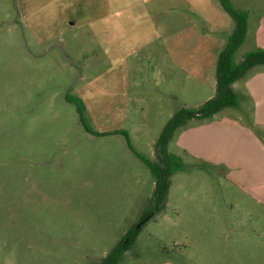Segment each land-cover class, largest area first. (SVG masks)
Wrapping results in <instances>:
<instances>
[{
	"label": "rangeland",
	"instance_id": "obj_1",
	"mask_svg": "<svg viewBox=\"0 0 264 264\" xmlns=\"http://www.w3.org/2000/svg\"><path fill=\"white\" fill-rule=\"evenodd\" d=\"M146 1L149 13L135 0H0V264H98L140 219L155 178L123 134L100 132L126 130L134 149L155 159L169 113L180 107L165 95L176 89L178 76L165 73L183 55L184 31H193L191 22L198 33L216 30V22L235 24L223 9L230 19L197 15L186 22L181 8L187 15L194 8L186 0ZM233 2L251 3V33L235 54L238 63L256 47L264 6ZM121 6L134 13L138 7L142 17L114 22L102 15ZM66 95L82 100L83 122ZM202 102L195 98L188 106ZM259 120L260 141L248 148L254 156L259 145L260 163L251 155L239 164L247 158L240 141L233 179L226 166L174 152L188 167L172 176L167 208L144 225L119 264H230L228 253L232 264L247 263L235 259L245 254L264 260ZM252 183L262 201L245 193Z\"/></svg>",
	"mask_w": 264,
	"mask_h": 264
},
{
	"label": "crops",
	"instance_id": "obj_2",
	"mask_svg": "<svg viewBox=\"0 0 264 264\" xmlns=\"http://www.w3.org/2000/svg\"><path fill=\"white\" fill-rule=\"evenodd\" d=\"M233 1L235 0H232V2ZM261 1H263L264 6V0ZM146 2V0H135V3L138 5V7L141 6V4L144 5V12L149 13L150 11L145 5ZM186 2V4L194 6V8L192 9L193 11H191V15H187L186 6L185 9L181 8L179 14L183 18V21L191 22V18L196 19L197 15L210 21L230 19L228 16H226V14L223 13L222 9L224 11L226 10L223 8L220 0L219 3L217 0H186ZM116 4L119 5L118 2H116ZM186 4L183 3L179 5L184 6ZM238 4L239 2L234 3L236 7L247 10L248 12L250 11L249 5L251 3L248 6L245 5V3L242 5ZM138 7L135 9V13L134 11L131 12L132 10L125 11L127 9H123L121 6L113 14L102 12V15H105L104 18L110 17L114 19V22L130 19L137 20L138 18L142 17L140 16L141 11L138 10ZM262 10L263 11L259 14L258 25L256 28L255 49L264 48V9ZM230 21V25L227 27L224 26L223 23L220 24L219 22H216L213 26L216 30H212V32L205 31V33L202 30L200 33H198L191 22L193 31L182 30L180 32L181 34L184 31V36L182 41H180L178 53L183 52L181 53L183 55H178L176 62L177 66H170L167 64L168 62H165L166 65H169L167 68L172 70V72L170 71L169 74L165 73L166 77L168 75H173V77L176 75L179 79L177 78L176 81V89L165 91L166 98L173 97L180 103V107H182L188 106L192 99L198 98L203 101L202 103H204L215 95L217 87L216 69L218 56L221 50L225 47L228 36L234 29L235 25L231 19ZM102 33L106 38L105 32L103 30ZM250 33L251 27L248 26L246 40L248 39V35ZM198 37L200 38L199 43L196 42ZM187 44H189L188 48ZM166 51H168V49ZM164 65L165 64H163V66ZM163 66H161V68H165V66ZM152 68L159 70L160 67L152 66ZM160 83L161 82H158L157 84L158 91H160L162 86ZM187 83L191 86V90L188 92H186ZM233 89L236 93L239 89V91H241V95L248 99L251 104L250 109L244 110L240 106L235 108V112L229 114L226 112V107L217 112L211 119L191 120L187 125L179 127L175 131L168 145L169 152L174 155H176L174 152L177 151L178 154H181L185 158L189 157L192 160L199 159L205 164L213 166H226L228 171L225 176L227 179H233L232 174L234 172V168L231 167V165H235L232 164L235 162L234 160L237 157V152L235 150L241 148L239 147V142L243 141L245 145H247V158L238 161L240 162L239 164H245L247 162L246 160L250 159L252 155H249V142L258 144L260 141L256 133L262 130V127L260 128V126L263 120L259 119L264 118V65L255 66L243 78L235 81L233 83ZM186 97H188V99H186ZM180 107L170 111V117ZM244 117H252V120H250L251 118L246 120ZM256 146L257 152L256 154L254 153V156H252L254 161L259 164L260 160L258 159L261 157L262 153L259 152V145ZM251 188L244 187L245 193L262 201L259 195L262 191L257 189L258 185L252 183ZM227 255V260H229L230 264H232L234 260L233 254L228 253ZM236 258L239 261L247 262L245 264H249L248 262L251 260H253L256 264H264L263 259H260L259 257L257 259L250 258V256L246 254L237 256L235 259Z\"/></svg>",
	"mask_w": 264,
	"mask_h": 264
},
{
	"label": "trees",
	"instance_id": "obj_3",
	"mask_svg": "<svg viewBox=\"0 0 264 264\" xmlns=\"http://www.w3.org/2000/svg\"><path fill=\"white\" fill-rule=\"evenodd\" d=\"M223 8L232 16L235 26L228 36L225 47L218 56L216 77L217 87L215 95L198 107L182 106L169 118L155 143V159H151L138 152L130 144L128 132L121 128L102 131L100 135L123 134L129 147L149 167L155 178V188L148 204L144 207L140 219L124 234L123 238L110 250L98 264H119L123 255L136 243L144 225L155 218L157 214L167 208V201L172 176L180 170H186L187 164L180 156L169 152L168 145L175 131L188 124L191 120L211 119L217 112L226 107H240L238 94L233 89V83L243 78L257 65H264V48H257L247 52L240 62H235V54L246 40L249 26V12L234 5L232 0H220ZM75 102L83 122L85 106L79 98L66 95Z\"/></svg>",
	"mask_w": 264,
	"mask_h": 264
}]
</instances>
